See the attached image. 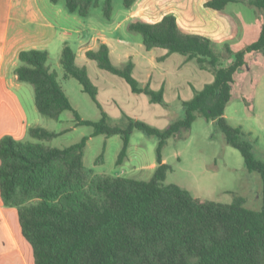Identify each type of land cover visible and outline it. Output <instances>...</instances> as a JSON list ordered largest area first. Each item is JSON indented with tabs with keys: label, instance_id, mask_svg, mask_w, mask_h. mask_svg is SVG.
Instances as JSON below:
<instances>
[{
	"label": "trees",
	"instance_id": "obj_1",
	"mask_svg": "<svg viewBox=\"0 0 264 264\" xmlns=\"http://www.w3.org/2000/svg\"><path fill=\"white\" fill-rule=\"evenodd\" d=\"M51 1L63 3L81 17H88L95 8H101L107 19L114 13L113 0ZM135 2L122 0V5L129 9ZM242 2L261 11L263 21L258 37L240 48L184 32L171 13L158 22L136 17L128 23V31L138 34L147 50H166L159 60L180 53L186 62L195 60L214 73L211 82L184 102L185 117L165 129L130 117L126 127L113 124L98 101V87L88 68L77 64L70 45L64 46L60 58L65 77L77 79L90 94L101 109L98 121L82 118L74 108L58 71L49 64L47 50L20 52L15 74L20 82L33 86L39 113L59 120L64 111L71 110L76 126L94 128L90 136L63 147L39 142L63 133L42 126L30 127L27 139L5 135L0 140V194L6 206L18 209L35 264H264V159L257 157L252 143L244 138L243 128L230 124L225 115L236 72L251 54L264 55V0H208L205 6L224 11L231 3ZM87 57L124 78L134 93L147 94L151 102L164 101V88L155 90L149 83L141 86L133 74L134 61L116 65L106 43L88 50ZM196 113L216 120L227 141L241 151L247 169L259 173L261 208L247 207L241 198L230 204L202 199L178 184L165 183L170 165L164 162L163 145L181 130L190 129ZM134 129L159 138L157 166L150 179L97 174L85 166L88 140L100 134L121 135L116 164L122 165ZM103 159L102 153L96 164Z\"/></svg>",
	"mask_w": 264,
	"mask_h": 264
},
{
	"label": "rangeland",
	"instance_id": "obj_2",
	"mask_svg": "<svg viewBox=\"0 0 264 264\" xmlns=\"http://www.w3.org/2000/svg\"><path fill=\"white\" fill-rule=\"evenodd\" d=\"M121 2L122 0H113L115 8L120 7ZM229 6L243 24H255L261 13L257 8L243 2L231 3ZM134 34L140 38L138 34ZM252 41V37L242 35L237 36L231 44L240 48ZM161 52L162 49H154L152 55L157 56ZM183 58L182 54L174 53L169 60L157 61L156 67L151 68L149 63L137 56L138 67L133 73L134 77L141 86H145L151 69L154 74L150 82L153 89L162 88L165 82L167 92L162 103L151 102L145 93H134L125 79L102 70L95 61L90 60V78L98 87V101L109 115L110 121L120 127H126L130 117L165 129L184 118V102L191 100L197 90L203 89L212 81L214 73L209 69H202L195 60L182 65ZM50 63L56 67V55H52ZM117 63L120 65V62ZM162 67L167 76L159 78V68ZM59 80L82 118L93 121L101 119V109L90 94L83 91L77 79H65L60 75ZM247 99L252 101L251 104L247 103ZM225 115L230 124L243 128L244 138L252 143L257 157L264 159L263 54H251L247 64L236 72L232 99ZM40 117L41 126L63 132L51 141L36 140L53 147L78 142L82 137L90 136L94 130L91 125L76 126L71 110L64 111L59 120L41 114ZM66 129L67 131H64ZM158 144L157 136L134 129L130 134L128 158L122 165H117L116 160L123 145L121 135L91 136L85 150L84 164L97 174L148 180L157 166ZM102 153L103 162L96 164V159ZM162 155L170 165L165 183L178 184L193 196L202 199L230 204L236 198H241L247 207H262V180L259 173L247 169L241 151L227 141L216 120H208L196 113V119L190 129H183L167 139L162 148Z\"/></svg>",
	"mask_w": 264,
	"mask_h": 264
},
{
	"label": "crops",
	"instance_id": "obj_3",
	"mask_svg": "<svg viewBox=\"0 0 264 264\" xmlns=\"http://www.w3.org/2000/svg\"><path fill=\"white\" fill-rule=\"evenodd\" d=\"M207 1L136 0L129 9L123 5L114 6L112 18L107 19L101 8L93 9L88 17H81L70 13L63 3L54 4L51 0H0V140L5 135L27 139L30 127L41 126L34 88L20 82L15 74L22 50H47L51 67L59 76L68 79L60 63L66 44L75 50L77 64L87 68L92 60L87 57V51L98 49L101 43L108 45L116 65H119L117 61L122 65L132 59L135 63L133 73L138 67L137 56L151 68L156 67L157 61L169 60L174 53L159 60L166 50L153 56L152 51L160 48L147 50L141 38L128 31V23L136 17L158 22L164 15L174 14L184 32L204 35L221 46L232 43L237 36L252 37L253 41L258 37L263 21L261 13L256 25L243 24L229 9L230 4L224 11H217L206 7ZM52 55H56V67L50 63ZM183 59L182 65L187 63L185 56ZM159 70V78L167 76L163 67ZM153 76L150 69L146 84L151 86ZM163 84L165 86V82ZM164 86L165 95L167 89ZM0 264H35L32 246L22 232L18 209L6 206L1 194Z\"/></svg>",
	"mask_w": 264,
	"mask_h": 264
}]
</instances>
